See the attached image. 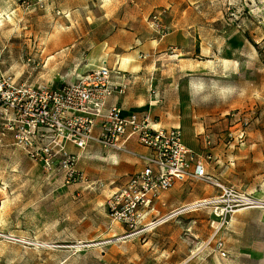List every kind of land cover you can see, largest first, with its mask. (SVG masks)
I'll return each instance as SVG.
<instances>
[{"label":"rangeland","instance_id":"1","mask_svg":"<svg viewBox=\"0 0 264 264\" xmlns=\"http://www.w3.org/2000/svg\"><path fill=\"white\" fill-rule=\"evenodd\" d=\"M160 9L168 30L161 41L148 27ZM153 40L162 51L142 48ZM131 49L142 50L133 61L140 72L131 75L142 78L149 67L133 112L180 129L197 152L209 136L212 175L263 200L264 0H0V77L15 83L78 82ZM129 143L135 146L127 152L93 143L74 149L82 178L66 184L0 139V264H226L206 246L221 223L214 207L180 211L220 196L214 179L188 180L160 195L144 224L169 218L146 232L129 234L109 215L106 202L141 149ZM256 210L236 214L233 227L227 220L217 235L237 246L242 226L260 233Z\"/></svg>","mask_w":264,"mask_h":264},{"label":"built area","instance_id":"2","mask_svg":"<svg viewBox=\"0 0 264 264\" xmlns=\"http://www.w3.org/2000/svg\"><path fill=\"white\" fill-rule=\"evenodd\" d=\"M165 13L160 9L149 16L150 26L160 39L168 35L163 24ZM117 76L123 82L115 80L113 69L102 65L78 82L57 88L19 84L1 76L0 139L10 136L17 149L46 170L60 175L66 184L82 178L75 169L79 156L69 148L83 151L93 143L107 150L127 152V144L134 140L146 151L137 156L142 167L128 175L108 198L106 207L109 215L129 234H136L168 220L166 216L144 224L162 193L188 180L213 181L207 174L213 155L208 136L203 137L204 151L197 152L185 145L178 128H155L149 113L124 116L120 104L106 108L110 98L125 95L130 82V77ZM213 183L221 191L220 196L180 211H194L206 205L214 207V216L221 223L206 246L213 244L219 256L226 258L224 243L216 238L220 226L238 210L258 207L261 203L234 187L217 180Z\"/></svg>","mask_w":264,"mask_h":264},{"label":"crops","instance_id":"3","mask_svg":"<svg viewBox=\"0 0 264 264\" xmlns=\"http://www.w3.org/2000/svg\"><path fill=\"white\" fill-rule=\"evenodd\" d=\"M144 2H142V3H144ZM148 4L150 5V8H152V7L157 5V1H150ZM148 27L153 32L151 26L148 25ZM157 37H158V35H157ZM156 40H153L152 42H150V44H148V46L144 45V47H142V48L145 49V47H150L151 48L150 52L152 54L162 51L164 46H159L158 43L154 44V42H157ZM159 40L161 41L162 39L159 38ZM139 51H142V50L141 49L140 50L139 49H137V50H132L131 49V51L128 52V53H121V54L115 55V56H117V59L114 61V66L110 67L111 69H113L114 78H115V80L117 82H119V83L123 82V79L121 77H118L117 75L121 74L124 77L125 76L130 77V82L127 83L128 85H127V88H126L125 95H123V96H114V97L110 98L106 102V108H108L112 104H120V106L122 108V113H123L124 116H127V115H129L131 113H137V112H133L134 110L138 109V106H137L138 103L136 102V100H134L133 96L138 92V89H137L136 86H140L141 81L145 80V73L147 71L146 69H149V67L145 66V70H143L144 74H143L142 78L141 77H139V78L136 77L135 78L133 75H131L133 73L134 74L135 73L138 74L140 72L141 67L139 65H135L133 63L135 58H138V59L141 58V56H139V57L137 56V53H139ZM152 123H153V126L155 128H167V127H163V126H160V125L156 124L153 120H152ZM94 132H97V127L94 129ZM182 138H183V134H182ZM208 138H209V136H208ZM5 139H11V138H10V136H8ZM5 139H2V140H5ZM183 141H184V138H183ZM184 143H185V141H184ZM129 144L132 145V146H135V145H133L131 143H128L127 145H129ZM185 145L187 147H189L187 145V143H185ZM193 146L195 147V145H193ZM69 149H70V151H73L72 148H69ZM190 149L193 150V148H190ZM136 150L138 151L137 155H144L145 154V150L142 149V148L141 149L137 148ZM221 161L222 160L219 159V162H217V165H219V169L223 168V165H224V164H222ZM141 167H142V164L140 163V160L138 158L137 159H133V160H131V165L128 166L127 169H125L124 174L127 175L129 173L132 174L134 172H137V171H139L141 169ZM209 169H210V165L207 167V174L212 179L219 181L217 178H215L212 175L213 171L209 170ZM203 192L204 193H209L206 190H203ZM162 194H161V196H162ZM161 196L159 197L158 200H156L153 203L152 209L149 212V215H148V218H147L146 221H148L149 218H151V213L154 210V206H155V204L157 205L159 203ZM259 201H260L261 204L258 207L242 208V209L238 210L235 214H233L230 217V219H229L231 221V224H229V227H233V225H234L233 224V222H234L233 221V217L236 214H238V213L241 214V213H245L246 211H250V210H253V209H258V210H256V212H260V215H259L258 219L260 221L259 224L262 226L260 233H257L254 236L252 233H249L248 231L245 232L244 228H243L244 226H242V230H241V228L240 229L238 228L239 231L237 232L236 237L238 238L239 241H238V245L237 246H234L231 243V240L226 239V238H224V239L220 238L219 235H217L218 233L216 234V238L221 239L223 241V243H224L225 252H226V258H221L220 256L219 257L226 264H264V199L263 200L259 199ZM236 227H239V226H236ZM213 229L216 230L217 228H213ZM215 233H216V231L214 232V234ZM213 247H214V245H213ZM212 251L216 252L214 250V248H212Z\"/></svg>","mask_w":264,"mask_h":264},{"label":"bare ground","instance_id":"4","mask_svg":"<svg viewBox=\"0 0 264 264\" xmlns=\"http://www.w3.org/2000/svg\"><path fill=\"white\" fill-rule=\"evenodd\" d=\"M253 200L259 202V200H258L256 197H253ZM200 202H203V201H198V202L192 203V204L188 205L186 208H189V209L194 208V207H196V206H193V205H195V204H197V203H200ZM217 227H218V225L215 226L214 228H217Z\"/></svg>","mask_w":264,"mask_h":264}]
</instances>
